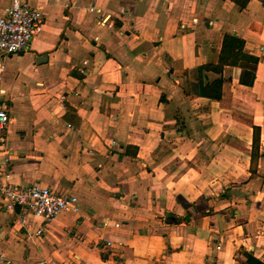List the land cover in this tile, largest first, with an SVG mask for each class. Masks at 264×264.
I'll use <instances>...</instances> for the list:
<instances>
[{"label":"crops","instance_id":"obj_1","mask_svg":"<svg viewBox=\"0 0 264 264\" xmlns=\"http://www.w3.org/2000/svg\"><path fill=\"white\" fill-rule=\"evenodd\" d=\"M24 2L45 23L0 74L6 170L80 211L36 238L0 198L12 264H264V0Z\"/></svg>","mask_w":264,"mask_h":264},{"label":"built area","instance_id":"obj_2","mask_svg":"<svg viewBox=\"0 0 264 264\" xmlns=\"http://www.w3.org/2000/svg\"><path fill=\"white\" fill-rule=\"evenodd\" d=\"M44 23V15L40 7H30L24 0H10V5L4 16L0 17V74L3 72L5 61L8 58L29 49L33 39L41 34ZM8 121L6 108L0 103L1 206L5 211L16 212L17 224L26 229L28 233L30 221L40 220L42 224L33 233L34 237L39 238L45 234V227L59 214H78L80 211L79 200L71 194L55 193L48 187L39 185L22 187L11 182L6 170L10 163V153L5 150L2 135ZM0 264H12L1 250Z\"/></svg>","mask_w":264,"mask_h":264},{"label":"trees","instance_id":"obj_3","mask_svg":"<svg viewBox=\"0 0 264 264\" xmlns=\"http://www.w3.org/2000/svg\"><path fill=\"white\" fill-rule=\"evenodd\" d=\"M243 46H244V43L241 39L235 36L225 35L221 53H220V58H219V65L236 66L240 64ZM251 61H254V63H250V64L247 62L245 63V67L248 70H251V72H247V75H249V79H250V82H249L250 85L253 82L254 71L256 67V63H255L256 61L255 60H251ZM205 69L207 70L208 67L197 69L199 76L205 77L203 75V72ZM214 70H216V68H214ZM221 84H222L221 80L214 81L211 85L207 86V88L205 87L203 89V92H202L203 96H206L209 99L219 100L221 98V89H220ZM244 256L246 258V261L243 264H259V262L256 259H254L251 255L246 254Z\"/></svg>","mask_w":264,"mask_h":264}]
</instances>
